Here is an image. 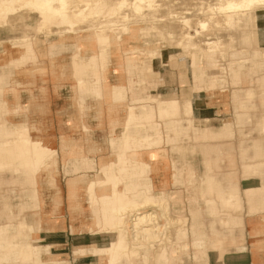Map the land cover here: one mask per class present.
Here are the masks:
<instances>
[{
  "label": "bare ground",
  "instance_id": "obj_1",
  "mask_svg": "<svg viewBox=\"0 0 264 264\" xmlns=\"http://www.w3.org/2000/svg\"><path fill=\"white\" fill-rule=\"evenodd\" d=\"M30 30L35 34H29ZM142 30L147 31L150 36L147 40L153 44L154 50L140 58L127 47L139 46L133 45L132 39ZM16 31H21V35L16 36L12 44L7 40L10 37L0 38V47L6 43L0 55V65L5 75L15 76V71L21 68L20 63L27 58L22 49L44 55L47 53L45 45H48L53 53V75L70 71L83 97L93 93L100 99L105 98V101L112 100L116 105L114 108L125 106L127 111L115 160L96 172L83 188L89 195L91 219L70 227L72 232L86 230L99 234L108 238V242L101 246L76 247V251H90L100 264H124V255L134 260L140 250H144L146 260L147 254L154 252L155 242L162 235L169 239L178 237V240L184 237L181 229L186 225V215L180 198L176 200L175 191L169 190L176 186L179 169L166 147H172L171 151L178 150L181 145L169 146V143L181 137L196 139L200 126L207 127L206 117L194 120L196 115L202 117L207 113V105L197 106L194 101L202 100L199 97L202 94L209 99L225 94L219 88V83L223 81L219 70L223 64L230 67L225 70L237 78V81H232L239 85L240 90L247 87L236 95L242 100L239 108L254 109L255 98L264 100V45L261 44L264 0H0V33ZM68 45L71 54L69 63H66L62 55L69 52L63 50ZM162 47L169 48L166 54L159 52ZM39 61L37 59L35 62ZM36 63V68L30 72L35 76L41 72ZM168 66L173 70L165 74L170 72L181 90H172L167 94L149 91L155 87L157 80L162 85V70ZM112 75L118 77L114 78L115 83H111ZM252 77L255 81L253 84ZM241 81L245 83L241 84ZM204 83L208 89L200 87ZM129 92L132 102L139 104L145 97L159 98L155 105L140 104L152 111L158 109V116L179 111L183 118L165 117L173 123L166 121L162 129L153 121H140L143 116L134 112L135 104L117 100ZM150 113L144 116L152 118ZM246 118L249 120L242 122L245 124L249 121L250 126L256 125V132L264 136V114L254 113ZM22 126L26 127L25 123ZM192 126L194 135L190 128ZM20 138L25 139L24 134ZM52 139L42 135L33 139L31 155L35 172L39 168L40 172L57 171L59 156L58 150L52 146ZM65 147L63 155L67 158L84 154L82 144ZM210 162V159L206 160L208 172ZM248 165L255 167L257 172L264 168L263 162ZM188 169L196 175L191 163ZM208 172L202 180L206 189H222L224 185ZM149 173H158L159 179L148 178ZM33 178H36L35 174L30 176V183ZM147 180L156 184L146 183ZM47 181L50 189L55 188L56 194L52 200L58 204L57 183L52 178ZM33 183H36V179H33ZM231 187L233 189L221 196V202L227 208L237 209L241 199L237 196L236 185L232 184ZM81 188L78 180L69 183L72 193ZM33 199L37 209V196H33ZM175 203L180 204L184 219L173 214L171 205ZM156 207L161 209V215L155 211H145ZM160 220L166 221L165 227ZM39 221L36 212L35 233L40 231ZM53 228L51 225L48 227ZM41 243L36 241L33 246L25 248L20 254L22 260L27 261L34 253L35 263L42 264L43 260L38 256L44 251L48 254L45 264H55L58 256L52 254L50 245ZM3 247L0 244V250ZM170 251H175L174 247ZM125 264H131L130 260L126 259Z\"/></svg>",
  "mask_w": 264,
  "mask_h": 264
},
{
  "label": "crops",
  "instance_id": "obj_2",
  "mask_svg": "<svg viewBox=\"0 0 264 264\" xmlns=\"http://www.w3.org/2000/svg\"><path fill=\"white\" fill-rule=\"evenodd\" d=\"M70 54L69 51L62 55L66 63H69ZM40 66L43 67L44 72L40 76L36 75L38 77L34 76L35 83H31L34 77L27 75L28 70L33 66L27 65L16 70L17 73L13 79H16L18 83L11 81L8 86L15 91L6 96L0 93V137L5 131L13 132L16 126L2 123L4 100L9 108L8 119L19 125L25 123L33 137L42 135L53 138L52 146L58 150L59 156H57V171L51 173L41 171L36 174L32 167L31 173V168L25 166L24 169V164L27 162L33 164L32 155L21 153L12 155V152L4 148L3 143L1 144L3 141L0 140V189H3L4 185L10 187L7 189L8 192L0 194V244L4 245L0 250V264H35L34 256L32 260L24 261L20 254L25 248L33 246L36 241L42 242L44 246H51L52 254L59 257L54 260L55 264H100L98 258L90 251L79 254L75 248L92 244L101 246L108 242V238L91 234L86 230L72 232L70 227L71 225L79 226L91 219L88 208L89 195L83 188L88 179L94 178L96 172L115 160L127 111L125 106L120 105L114 108L116 105L112 100L105 101L93 93L83 97L77 82L69 74L70 71L53 75L55 65H51L50 58L47 56L42 59ZM59 66L60 72L61 65ZM111 78V83H115L114 78L118 77L112 75ZM2 79L0 69V88L4 82ZM251 81L252 84L255 83L253 77ZM169 84L158 87L162 94L170 93L172 87ZM164 88L169 89L164 91ZM14 96H17V99ZM240 103L242 100L237 101V104L240 105ZM260 104L264 107V100L260 101ZM207 109V112L213 111L214 114H218L215 105H207ZM159 120L156 118V121L159 122ZM238 120L240 121V124L237 122L238 149L244 176L241 197L244 202L247 199L248 217L241 218V215H235L239 212L231 211L233 209L227 208L221 202V196L233 189L231 185L237 182L235 172L228 164L229 160L226 162L227 168L223 170V164L222 161H218L217 152L211 155L199 154L198 159H194L195 163H192L196 175L188 172L184 186L169 189L171 192L175 191L176 200L179 196L183 201L186 225L181 230L184 231L185 236L178 240V237L169 239L168 236L162 235L163 240L158 239L161 245L156 241L154 252L148 253L146 260L143 256L144 250H140L134 256V260L124 255L122 257L124 264L126 259H129L131 264H264V177L253 178L244 169L246 164L264 163V136L256 134V129L250 128L249 121L245 125L240 119ZM242 120L249 119L242 117ZM243 124L244 128H242ZM118 126L120 127L117 129ZM232 127L231 129L234 130V126ZM231 129L228 123L209 124L207 127L199 128L196 139L181 137L169 143V146H185L182 142L190 140H194L195 143L219 139L230 140L234 138L230 135ZM76 144L83 145V155L70 158L63 155V148H67L65 146L73 147ZM224 147L227 146H216L218 149H224L225 152ZM207 159L217 164V166L212 165L214 168L212 173L206 170ZM206 172L214 175L222 185H229V187L206 189L202 182ZM34 174L36 175V178H33L36 179L35 184L33 179L31 183L29 181L30 176ZM262 174L264 175V172ZM50 178L57 183L58 204L52 200V196L56 193L54 194L55 188H53L54 191L50 189L47 181ZM249 178L252 184L250 192L246 191V180ZM76 180L82 188L72 193L69 191V183ZM260 185L262 187H259ZM16 186L21 188V194L20 201L14 204L13 197L18 196L15 195L14 187ZM33 196H37V209L34 207ZM249 197H251V203H249ZM171 208L173 214L179 217L181 212L179 205L175 203L171 205ZM244 209L245 203L242 205V211ZM145 211H155L161 215L159 207ZM36 212L40 217L38 223L40 231L35 233ZM240 221L242 224L238 223ZM159 222L166 226L165 220ZM50 225L54 228L48 229ZM188 239L191 242L190 247L184 243ZM227 240L230 241L232 248H227L229 246L226 245ZM170 247L171 249L174 247L175 251L171 252ZM43 256L41 259L44 262Z\"/></svg>",
  "mask_w": 264,
  "mask_h": 264
},
{
  "label": "rangeland",
  "instance_id": "obj_3",
  "mask_svg": "<svg viewBox=\"0 0 264 264\" xmlns=\"http://www.w3.org/2000/svg\"><path fill=\"white\" fill-rule=\"evenodd\" d=\"M29 34L33 35V34H35V32L33 30H30ZM19 35H21V31H16V32H11V33L4 32L3 34L0 33V38L8 36L10 38H8L7 40H10L9 42H10V44H12L13 43L12 41H15L16 40L15 39L16 36H19ZM148 38H150V36L147 34V31L142 30L137 35V37H134L132 39L133 45L137 44L139 46L130 45L127 48L131 52H135L134 53L135 56L143 58V57H145V54H147V52H150V51L154 50V46H153V44L149 43V41L147 40ZM141 41H142L143 45L141 44ZM5 44L6 43L2 44L1 47H0V55H2L4 50H5L4 49L6 47ZM261 44L264 45V32L261 34ZM45 46H46L47 53L44 54V55L39 54L38 52L34 53L31 50L22 49V50H24L23 54L25 56H27V58H24L22 60V63H20L21 68L27 67V65H32L33 67H35V63H36L35 61L37 59H39L40 61L38 63H36V66L38 67L41 64L42 59L46 58V56H47V58H50V61H51V57L53 56V53L51 52V50L48 47V45H45ZM68 48H70V45H68L67 47L63 48V50L69 51ZM168 49H169L168 47H162V48H160V50H162V51L159 50V52H162L163 54H166ZM173 50H175V49H173ZM51 65H52V61H51ZM39 68L41 69V72H37V75L40 76V75L43 74L44 69L41 66ZM229 68L230 67L227 66V64H223L222 68L219 70V74L223 78L222 79L223 81L221 83H219V85H220L219 88H220V90H223L225 92V94H223L221 96H215L214 98H211V99L205 97L202 94V95L199 96L202 100H196V101L193 100L194 103L197 106H200L199 104H202V105H215L217 107V110H218V111H216V113H218V114H214L213 111H209V112L205 113V115L202 116V117L201 116L198 117L196 115L194 120L205 119V117H206V120H208L209 124L221 125V124L228 123L230 129H231L232 126H234V130L231 129V132H230L231 137H234V138H232L230 140L229 139L228 140H221V139H219V140H209V141L200 142V143H198V142L195 143L194 140H190L188 142L183 141L182 143H185L183 145H185L186 147L182 146V147L178 148V150H174L173 149L172 151H171L172 147H166V146L165 147L167 148V151L169 149L170 155L174 158V161L176 160L175 164L178 165L179 171L176 174L177 183H176L175 187H181V186L185 185V178L187 177V173L191 172V170L188 169V165L190 163L192 164L194 162V159L195 160H196V158L198 159V155L199 154H203V155L204 154H206V155L210 154L211 155L212 153L216 154V152H217L218 153L217 156L219 157L218 161H222L223 170H225L227 168V163L226 162L229 160L228 164L230 165V169L233 170V172H235V178H236V181H237L235 183V185L237 184L236 185L237 196L240 197V199H241L239 207L237 209L231 208V209H233L231 211L239 212L238 214H235V213L234 214L235 215H241V218H242V217H248V211H247L248 205L246 203L247 199H245V202H244L242 200V197H241L242 196L241 195V191L243 190V184H244V182H243V177L244 176H243V172H242L243 169H242V166H241V158H240L239 149H238V141H239L238 128H239V126H237V122L240 124V121L238 119H240L242 121V117L243 118H245L246 116L249 117V114H247V113H250V114L253 115L254 113L260 114V113L264 112V107L261 106L259 98H255L253 100V102L256 104V107L254 109H251V108H248V109L239 108L240 105L237 104V101L241 102V98L237 97L236 95H237V93H242L247 87L244 88V90H240L237 87V86H239V85L235 84V81H237L236 80L237 78L231 72L226 71ZM0 69H1L2 78H3L2 80L4 81L1 84L2 87L0 88V93L3 96H6L7 94H10V93L13 92L14 89H10V87H8V86L10 85L11 81H15L16 82V79L15 80L13 79L14 76L5 75L1 65H0ZM165 69H164V73H163L164 81H162V85H166V83H170L169 85H171V87L173 86L170 89V92H172V90H177V91L181 90V87H179L177 79L170 72H167L165 74L166 71H171V70H173V68H171V66H168ZM31 71L32 70L29 69L28 70L29 73L27 72V75H32L34 77L35 75L30 73ZM7 72H9V71H7ZM15 73H17V72L15 71ZM36 77H38V76H36ZM36 77H34V79L31 81V83H35V81H36L35 78ZM232 79H234L235 81H232ZM6 82H8V83H6ZM16 83H18V82H16ZM244 83H242V81H241V84H244ZM162 85L159 82V80H157V83H156L155 87L152 88V89H149V91H155V92L160 91L161 92V90L158 89V87L160 88V86H162ZM200 87L203 90H205L206 88L208 89V87H207V85L205 83L200 85ZM168 89L169 88H167V89L164 88V91H166ZM162 91H163V88H162ZM14 97H15V99L17 98L16 96H14ZM131 98H132V95L129 92V93H124V95L121 96V97H118L117 100L118 101H122V102H125V101L128 102L129 101L131 104H135L136 107H134V109H135L134 112L138 116H143L140 121H144V122L146 121L147 123H150L151 121H153L154 123H156V125H158L159 129H162V126L165 124L166 121H170L171 123H173L172 120H169V119H167L165 117H169L170 116L169 118H175V117H182L183 118V114L182 113L178 114L179 111H177L176 114L158 116L159 115L158 114V109L157 110L154 109L152 111L148 107L147 108H145V107L143 108L142 106H140V104L142 105V103H144V105L145 104L155 105L156 101L160 100L159 98L153 99V98L145 97L143 99L144 101L140 102V104H139V102H132L133 100ZM103 99L105 100V98H103ZM3 102H4V106H3V109H2L3 110V115H2V123H3V125H6L7 123H10V124H13V125H16V126H15V130L13 132L5 131L3 133V136L0 137V140L3 141V142H1V144L3 143L4 148H6L10 152H12V155H14L16 153L31 155V144H32L33 139L35 137H33L29 133L27 127H24L21 124L20 125L16 124V123L12 122L10 119H8L7 115L9 113V108L7 106V102L4 101V100H3ZM147 113L148 114L150 113V115H152V118L144 116V115H147ZM242 114H244V115L242 116ZM156 118L160 119L159 122L156 121ZM252 120H255V119L253 118ZM175 121H176V119H175ZM196 124L198 126L200 125L199 123H196ZM245 125L243 124L242 128H244ZM119 127L120 126H118L116 128L118 129ZM190 128L192 129V135H194L195 132H194L193 126L190 127ZM200 128H203V127L200 126ZM250 128L257 129V126L256 125H251ZM234 131L236 132V135H235ZM21 134H24L25 139L24 138H20ZM256 134L261 135L260 133H256ZM193 138L194 137H191V139H193ZM165 144H166V141L163 142V145H165ZM216 146H227V147H224L225 148V152H224V149H221V148L218 149V148H216ZM218 150H220L221 154H220V152ZM213 164L215 166H217L216 162L215 163L213 161L210 162V166L211 167H210L209 171L211 173L214 171V168L212 167ZM251 164L253 165V163H251ZM25 166H29L31 168V173H32V162H27L26 164H24V169H25ZM244 169H245V172H247L248 175L253 176V178L254 177H259L260 179H262V177H264V175L262 174V172H264V168L262 169L261 172H257L255 167H250L248 164H246ZM39 172H40V168L35 173L38 174ZM147 177L150 178V179L153 178L154 180L159 179L158 173H149V174H147ZM146 183H152V185L156 184L155 181L154 182H150V180H147ZM224 186L229 187V185H224ZM259 187H262V186L260 185ZM8 188H10V187L4 185L3 189H0V194L8 192L7 191ZM14 188H15V195H18V196H14L13 197V203L16 204L17 202L20 201L19 196L21 194V188L19 186H16ZM251 188H252L251 178H249L248 180H246V191L250 192ZM177 198H180V202L182 204V210H183V207H184L183 201H182L181 197L178 196ZM250 200H251V197H249V203H251ZM243 203H245V209L242 211ZM177 204L180 207V204L179 203H177ZM15 210H16V208H15ZM182 210H181L180 215H179L180 219L181 218H183V219L185 218L184 215L182 214ZM240 211H242V212H240ZM184 213H185V211H184ZM87 218L89 219V217H87ZM238 223L242 224L241 221L238 222ZM35 239H37V238L35 237ZM184 243L186 245H188V246L191 244L189 239L186 242H184ZM245 243H246V239H245ZM159 245H161V243ZM226 245H229V246H227V248H232V246L230 245V241L229 240L226 241ZM74 251H75V249H74ZM39 254L41 256H43V255L46 256L45 258L43 256L44 260L48 258V254H46L44 251H41ZM40 255L38 256L39 258H41ZM33 256L35 257L34 253H32L30 255L29 260H32ZM58 258L59 257H57L55 259H58ZM35 260H36V257H35ZM45 263H46V260L42 264H45Z\"/></svg>",
  "mask_w": 264,
  "mask_h": 264
}]
</instances>
